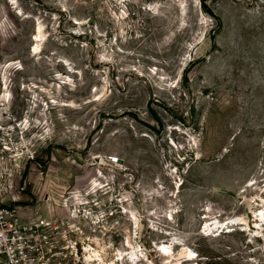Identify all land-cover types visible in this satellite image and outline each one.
Returning <instances> with one entry per match:
<instances>
[{
    "label": "rangeland",
    "instance_id": "1",
    "mask_svg": "<svg viewBox=\"0 0 264 264\" xmlns=\"http://www.w3.org/2000/svg\"><path fill=\"white\" fill-rule=\"evenodd\" d=\"M0 93L69 264H264V0H0Z\"/></svg>",
    "mask_w": 264,
    "mask_h": 264
},
{
    "label": "built area",
    "instance_id": "2",
    "mask_svg": "<svg viewBox=\"0 0 264 264\" xmlns=\"http://www.w3.org/2000/svg\"><path fill=\"white\" fill-rule=\"evenodd\" d=\"M0 97V264H69L79 250L77 242L67 241L66 204L54 208L49 199L23 198L26 184L19 182L36 160V145L26 133L29 119L13 110L9 95ZM107 161L114 165L119 159L110 154ZM79 212L75 206L71 218Z\"/></svg>",
    "mask_w": 264,
    "mask_h": 264
},
{
    "label": "bare ground",
    "instance_id": "3",
    "mask_svg": "<svg viewBox=\"0 0 264 264\" xmlns=\"http://www.w3.org/2000/svg\"><path fill=\"white\" fill-rule=\"evenodd\" d=\"M35 42H36V45L35 46H32V50H31V53L32 54H36V52L38 51V47H39V43H40V38H41V36H40V28L39 27H37L36 28V35H35ZM0 96H3V94L1 93L0 94ZM256 217H257V222H256V229H257V231L259 232L261 229H262V227H264V210H262L261 212L259 211L258 212V214L256 215ZM234 223V222H233ZM222 223L220 224V227L218 226V227H216V228H218V231H220V228H223L222 227ZM227 226H226V228H228V230L229 229H231V228H229V227H232V226H234V225H232V226H229L228 224H226ZM215 228V229H216ZM214 231V230H213ZM222 231V230H221ZM231 231V230H230ZM211 233H212V231H211ZM222 233V232H221ZM165 254H166V251H165ZM165 254H163L162 253V255H165ZM182 254L184 255V257L185 258H192L191 256H192V254L190 253V252H188L187 250H184L183 252H182ZM188 260V259H187Z\"/></svg>",
    "mask_w": 264,
    "mask_h": 264
},
{
    "label": "trees",
    "instance_id": "4",
    "mask_svg": "<svg viewBox=\"0 0 264 264\" xmlns=\"http://www.w3.org/2000/svg\"><path fill=\"white\" fill-rule=\"evenodd\" d=\"M205 7V6H204Z\"/></svg>",
    "mask_w": 264,
    "mask_h": 264
}]
</instances>
